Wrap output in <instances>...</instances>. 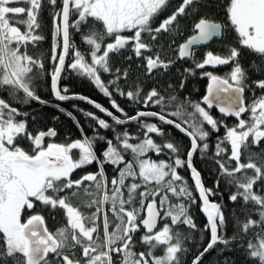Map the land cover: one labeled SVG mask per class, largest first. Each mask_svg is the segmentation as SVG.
I'll use <instances>...</instances> for the list:
<instances>
[{
	"label": "snow or ice",
	"instance_id": "6c2138e0",
	"mask_svg": "<svg viewBox=\"0 0 264 264\" xmlns=\"http://www.w3.org/2000/svg\"><path fill=\"white\" fill-rule=\"evenodd\" d=\"M42 2L0 0V264H184L182 257L189 251L185 242L190 237L178 229L185 226L197 230L190 214L196 194L207 219L203 231L210 233V239L191 264H202L205 255L218 245H222L218 249L220 256L226 251L240 250L246 260L264 264V149L259 153L250 151L264 141V95L255 97L253 92L251 103H245L244 93L252 86L247 83L249 69L239 60L240 48L228 46L225 55L209 50L202 61L195 60L194 49L222 39L227 26L201 15L192 26L193 34L174 49L177 60L193 61L194 68L185 69L188 75H195L196 69L205 66L232 65L225 76L202 73L210 82L200 101L180 99L175 94L165 96L156 87L146 93L139 86L125 92L119 81L126 80L129 71L116 68L113 72L110 54L131 51L144 61L149 76L169 69L175 60L161 59L163 45L156 43L158 37L181 34L178 17L199 13L201 7L208 6L204 0H181L156 26V19L170 6V0H60L59 10L57 0H47L53 19V67L48 75L55 99L87 102L115 125L137 121L141 130L140 136L127 130L114 131V140L95 131L90 137L83 134L73 113L57 104L59 111L72 118L82 133V138L57 143L52 142L58 135L54 128L30 131L29 113L10 103L18 98L22 104L48 103L36 94L33 84L34 76L45 72L43 53L29 52L30 44L35 49L44 39L37 33L41 29L38 18ZM225 10L239 45L258 55L264 64V0H228ZM19 16L26 18L18 19ZM70 29L80 33L81 42L87 46L85 51L75 47ZM70 51L72 59L67 68L89 79L110 98L112 108L123 118L89 97L69 95V89L60 86ZM250 68L264 72L255 62ZM102 73L113 78L105 82ZM253 84L264 91V79ZM183 86L182 80L179 87ZM110 88L145 107L158 105L160 111H137L129 116L111 98ZM169 106L174 110L167 112ZM213 106L225 116L237 118L238 123L229 127L214 118ZM77 110L96 121L98 128L113 129V125L94 113ZM245 113H250L247 120L242 118ZM144 117H155L161 124L141 122ZM31 119L35 121L36 117ZM163 125H171L190 139L191 146L185 155H181L180 145L166 138ZM205 125L217 133L220 127L225 128V134L217 136L214 146L212 159L218 168L214 188L205 186L193 163L195 155L204 158L210 147L211 132ZM156 137L164 139L158 142ZM97 141L107 145L99 155ZM149 153L168 158L152 159ZM94 162L95 172L72 179L74 171ZM105 165L115 172L111 178ZM184 168L190 171L192 186L178 171ZM221 179L230 189L229 201L239 205L230 217L225 214L223 201L214 199L219 194ZM81 192L89 199L74 203ZM60 209L65 223L52 231L44 212L51 216ZM229 220L233 226L231 236L227 234ZM141 229L144 231L135 238ZM137 245L145 250L137 251ZM157 251L161 254L157 255ZM218 264L235 261L224 257Z\"/></svg>",
	"mask_w": 264,
	"mask_h": 264
},
{
	"label": "trees",
	"instance_id": "16d2710c",
	"mask_svg": "<svg viewBox=\"0 0 264 264\" xmlns=\"http://www.w3.org/2000/svg\"><path fill=\"white\" fill-rule=\"evenodd\" d=\"M181 0H170V6L164 11L155 21L154 26L158 25L162 19L166 18L171 14L172 11L175 10L176 7L179 6ZM207 7H201L199 13L188 16V17H178L180 24V32L181 34L176 37H170L167 34H161L158 37L157 44H162L163 49L160 51L161 59L164 60H175V63L167 70H159L154 72L153 75L149 76L146 73L145 68L143 67L144 61L140 58L135 57V55L131 51H123L119 55H111L110 54V66L113 69V72L116 68L128 69L129 76L125 80L121 78L119 81V87L123 89L125 92L129 90H135L136 86H139L146 93L151 88L156 87L158 91H161L162 95L168 96L170 94L178 95L180 99L190 98L193 101H200L202 97L206 94V89L208 85L209 78L207 76L202 75L203 72H212L215 75L225 76L227 75L231 69L232 65H221V66H205L204 69H196L195 75H188L185 73L186 68H194V63L192 60H177L176 59V51L174 49L176 46L185 41L189 36L193 34L192 26L194 22L201 15H207L211 17L214 21L222 23L227 26V30L224 32L222 39H216L208 46L199 47L194 49L195 51V60L202 61L205 57V53L207 51H213L214 53H219L221 55L226 54V49L228 46H233L240 48L241 55L239 57L240 63L246 68L249 69L248 75L249 79L247 83L252 87L246 89L244 93L245 103H251L254 98L253 92H255V97H259L264 95V91L259 88H256L253 84V81H258L264 79V72L252 71L250 66L255 62L257 65H260L264 68V64H261V59L258 55L252 53L250 50L243 48L238 43V35L228 24L227 14H226V5L228 0H204ZM28 7L26 4H11L13 7ZM22 7V6H21ZM60 0H57L56 10H59ZM52 6L47 3V0H43L41 15L38 18L41 22V29L37 30V33L44 36V39L40 41L35 49L30 44L29 52L30 54L33 51H38L43 53L42 59L45 64V72L40 76H34L33 84L35 86V92L38 96L41 97L42 100L47 101V104H40L36 101H31L28 104H22L19 102L20 98L17 101H10L14 106L19 107L21 111H26L29 113V130L33 129H41L47 130L48 128H54L57 131V136L52 142H66L75 140L78 138H82V133L80 131V127L73 121L72 118L68 117L65 113L59 111L56 107L58 104L59 107L66 109L67 111H71L73 115L76 117V120L79 121V125L83 127V134L88 136H93L94 131L98 132L100 135L104 136L106 139L114 140V131L123 132L127 130L133 136H140L141 130L139 127L140 122H131L125 126L115 125L114 121L107 118L104 114H102L99 110L94 107L85 104L84 102L77 100H70L66 102H61L55 99L52 89H51V77L48 73L51 71L53 65L50 61L51 56V48L53 44V19L51 15ZM18 19H24V16L17 17ZM71 39L75 47L82 52L86 50L87 46L81 42V35L78 32H75L73 29H70ZM129 35L131 33H128ZM175 40V43L172 44V40ZM171 44V47L169 45ZM157 51L154 46L153 52ZM152 53H145V55ZM131 56L132 59L128 60L127 57ZM71 51L70 55L67 58L66 62V71L62 74V79L60 81V86L67 87L69 89V95L72 94H80L84 96H88L94 101L100 103L103 107L110 109L116 116H120L123 118L122 114L112 108L110 104V98L105 96L96 86L87 78L77 75L73 70L67 68V64L71 62ZM113 76L111 74H103L102 79L107 82L112 79ZM184 82L183 88H180L179 85L181 82ZM171 86V87H169ZM112 91V99H115L117 104L120 105L121 108L129 115H135L137 111H160V106L158 105H148L145 107L142 103H136L129 100L126 95L121 96L117 92L114 91L113 88H110ZM143 97V93L141 94ZM7 99V97H4ZM22 98V94H21ZM75 105V107H74ZM77 109H84L87 112H92L96 116L105 119L109 124L113 125V129H101L98 128L96 121L90 119L83 115L82 112ZM174 108L169 106L166 111L171 112ZM191 110V109H189ZM211 115L217 120H223L225 124L229 127L238 123V119L231 116H224L216 112L215 110H211ZM32 116L36 117V120L33 121L31 119ZM58 117V119H56ZM172 118V117H170ZM242 118L249 119L250 113L243 114ZM141 122H149V123H157L161 124L158 120L146 119L142 118ZM164 131L167 134L166 138L172 139L178 145L181 146V155H185L187 150L191 146L190 140L182 135L179 131L169 125H163ZM205 128L211 132L208 143L210 145L207 155L204 158H201L199 154L193 157V163L196 168L200 171L202 179L206 187L214 188L215 182L218 178V168L212 157L215 152V141L217 136H223L225 134V128L220 127L219 133L212 131L208 125H205ZM158 142H161L164 138L156 137ZM115 142V141H114ZM135 142V141H132ZM26 146V145H25ZM228 147V145H224ZM107 145L102 141H97L96 151L97 155L105 149ZM264 149V141L261 142L259 147L252 146L250 151L253 152H261ZM77 154V150H74V156ZM151 158L155 159H167L168 157L164 154L157 156L155 153H149ZM127 159V157H126ZM244 159L242 155V160ZM97 170V164L94 162L90 166H86L85 168L78 169L74 171L72 175V179H78L80 176L85 174L86 172H95ZM105 171L109 178L115 175L113 168L109 165H105ZM180 175L186 177V180L190 186L193 185V181L191 179L190 171L187 168L179 169ZM194 194L195 189L193 188ZM229 191L230 189L225 184L224 180L221 179L219 194L214 198L216 201L222 200L225 208H226V216L231 215V212L234 209H237L239 205H233L232 202L229 201ZM87 197L83 192L79 193V195L74 198V203H79L81 201L87 200ZM210 199H213L210 197ZM190 214L193 217L197 230H190L185 226H179V231L183 232L185 235L190 238L185 242V247L189 249L187 254H185L182 259L184 264H191L195 255H198L200 251H203V248L206 247L209 239L210 233L203 231L204 226L207 224V220L204 215L201 213V203L196 194V203L192 205L190 209ZM44 215L46 217L47 226L50 230L54 231L59 228L62 224L65 223L64 212L62 209L56 210L52 212V215L49 216V212L45 211ZM54 217V219L52 218ZM109 218L111 219V214H109ZM176 230V229H174ZM144 230L141 229L139 232L135 234V238H139L141 233ZM227 234L231 236L233 234V226L231 220H229ZM222 247V245H218L217 249L212 250L207 253L203 259L202 264H218V261L223 260L224 257H227L230 261H235V264H254V261L246 260L243 253L240 250L236 251H226L222 256L218 255V249ZM232 247H235L233 245ZM137 251L145 250L143 246L137 245ZM157 255L161 254L159 251L156 253ZM79 255V253H77Z\"/></svg>",
	"mask_w": 264,
	"mask_h": 264
},
{
	"label": "water",
	"instance_id": "95a60500",
	"mask_svg": "<svg viewBox=\"0 0 264 264\" xmlns=\"http://www.w3.org/2000/svg\"><path fill=\"white\" fill-rule=\"evenodd\" d=\"M190 37V36H189ZM188 37V38H189ZM214 40H216V39H214ZM213 40V41H214ZM213 41H211V42H209L207 45H204V46H208L209 44H211ZM184 42V41H183ZM182 42V43H183ZM204 46H199V47H204ZM199 47H197V48H199ZM196 49V48H195ZM183 60H189V59H183ZM66 62H67V59H66ZM209 82L210 81H208V84H209ZM206 94H207V89H206ZM205 94V95H206ZM80 95V94H79ZM84 96V95H83ZM86 97H88V96H86ZM90 98V97H89ZM91 99V98H90ZM77 101H80V100H77ZM64 102H66V101H64ZM81 102H84V101H81ZM85 104H87V105H90V106H92L91 104H88L87 102H84ZM93 107V106H92ZM96 109V108H95ZM98 110V109H97ZM211 110H215L216 112H218L219 114H221V115H224V114H222V113H220L219 112V110H218V108L216 107V106H213V108L211 109ZM102 113V112H101ZM102 114H104L107 118H109V119H111L110 117H108L105 113H102ZM115 115V114H114ZM225 116V115H224ZM144 118H146V119H153V120H158L157 118H155V117H144ZM112 120V119H111ZM131 122H137V121H130L129 123H131ZM128 123V124H129ZM169 126H171V125H169ZM172 127V126H171ZM174 128V127H173ZM177 130V129H176ZM177 131H179V130H177ZM180 132V131H179ZM181 133V132H180ZM182 135H184L185 137H187L185 134H183V133H181ZM55 138V137H54ZM54 138H52V139H54ZM188 138V137H187ZM189 139V138H188ZM190 140V139H189ZM191 176V175H190ZM192 179V178H191ZM193 181V180H192ZM197 196H198V194H197ZM198 199H199V201H200V198H199V196H198ZM201 203V202H200ZM201 213L204 215V217L206 218V215L201 211ZM207 220V219H206ZM144 230V229H143Z\"/></svg>",
	"mask_w": 264,
	"mask_h": 264
},
{
	"label": "rangeland",
	"instance_id": "374dc122",
	"mask_svg": "<svg viewBox=\"0 0 264 264\" xmlns=\"http://www.w3.org/2000/svg\"><path fill=\"white\" fill-rule=\"evenodd\" d=\"M22 7H23V5H21ZM20 6V7H21ZM26 17H24V19H25ZM22 30H23V27H22ZM170 118V117H169ZM153 159V158H152ZM155 159V158H154ZM158 159V158H157ZM181 176H183V175H181ZM184 177V176H183ZM185 179H186V177H184Z\"/></svg>",
	"mask_w": 264,
	"mask_h": 264
},
{
	"label": "bare ground",
	"instance_id": "6f19581e",
	"mask_svg": "<svg viewBox=\"0 0 264 264\" xmlns=\"http://www.w3.org/2000/svg\"><path fill=\"white\" fill-rule=\"evenodd\" d=\"M93 100V99H92ZM94 101V100H93ZM108 109V108H107ZM109 111H111L110 109H108ZM165 156V155H164Z\"/></svg>",
	"mask_w": 264,
	"mask_h": 264
},
{
	"label": "flooded vegetation",
	"instance_id": "af4514ba",
	"mask_svg": "<svg viewBox=\"0 0 264 264\" xmlns=\"http://www.w3.org/2000/svg\"><path fill=\"white\" fill-rule=\"evenodd\" d=\"M55 139V138H54ZM53 140V139H52Z\"/></svg>",
	"mask_w": 264,
	"mask_h": 264
}]
</instances>
